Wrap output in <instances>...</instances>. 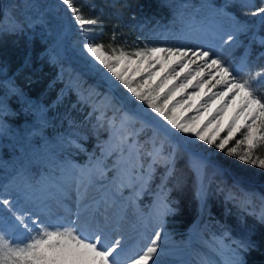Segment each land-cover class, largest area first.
Instances as JSON below:
<instances>
[{
	"label": "snow or ice",
	"instance_id": "6c2138e0",
	"mask_svg": "<svg viewBox=\"0 0 264 264\" xmlns=\"http://www.w3.org/2000/svg\"><path fill=\"white\" fill-rule=\"evenodd\" d=\"M59 4L71 14L65 18L83 37L82 51L167 126L264 169V156L256 154L264 150V68L253 71L246 58L237 64L224 55L226 46L234 45L237 35L248 33L252 26L229 16V26L206 33L203 44L165 46L161 42L125 49L110 43L105 47L97 42L104 29L97 17L85 15L86 4L76 0H59ZM240 6L252 10L251 16L259 18L264 32V0H241ZM5 19H0V33L22 30L14 17L10 26ZM115 40L113 33L111 41ZM256 40L264 47V34L253 33ZM234 104V114L229 115L228 109ZM104 107L115 110L112 117L104 111L96 116L94 129L108 133V139L98 144L99 155H89L84 165L64 157L55 165L58 174L42 177L36 185L0 186V264H165L158 257L164 252L162 240L167 243L164 218L173 211L166 197L157 195L154 228L143 236L147 243L135 241L130 245V238L112 227L107 209L123 199L126 188L132 190L129 199L134 201L148 187L155 167L167 169L172 155H165L154 137L144 142L151 144L145 148L138 139L143 129L135 127L136 117L123 113L117 119L121 109L115 108L111 98H106ZM5 115L7 106L0 102V117ZM150 125L171 137L165 125L155 120ZM4 131L0 121V133ZM79 136L69 132L65 140L68 146L84 151L77 143ZM110 157L115 159L110 161ZM192 165L201 178L198 194L202 197L203 159L194 158ZM164 180L166 176L162 177L161 192ZM97 187L105 190L99 200L90 195ZM69 200H73L74 211L66 207ZM258 219L264 223V206ZM253 243L251 238L241 240L231 250L233 259L227 264H244L240 250ZM201 264L213 262L204 260Z\"/></svg>",
	"mask_w": 264,
	"mask_h": 264
},
{
	"label": "trees",
	"instance_id": "16d2710c",
	"mask_svg": "<svg viewBox=\"0 0 264 264\" xmlns=\"http://www.w3.org/2000/svg\"><path fill=\"white\" fill-rule=\"evenodd\" d=\"M180 1L182 0H76V3L86 4L85 15L99 19L104 32L97 37V42H102L105 47L112 43V46L131 49L149 40V23L169 18L172 5ZM230 3L236 14L242 17L244 13L241 12L240 4L234 1ZM251 11L246 8V13ZM66 15L58 0H0V19L7 17L4 23L10 26L9 21L14 17L23 26L22 30L0 33V102L7 106V115L0 117L5 128L0 141V186L19 183L24 176L26 179L34 177L40 166L35 163L30 166L22 164L20 153L23 148L19 147L20 144L32 147L30 139L25 140L30 136L29 133L24 136L20 132V135L14 133L16 141L7 138L5 133L21 131L22 125L33 128L38 137H49L59 130L60 119L54 116V112L64 109L73 115V102L79 101L76 90L87 87V91L93 94L98 87L96 80L100 79V74L78 54L69 57L70 63L77 70H73V76L66 85L64 76L56 75L59 65L52 58L51 49L57 40L60 21ZM145 20L149 22L144 25ZM258 27L261 31V26ZM113 33L116 36L114 42L111 41ZM256 59L258 66L264 67V51ZM67 71L64 68V74ZM42 107L45 115L41 118ZM90 108L88 105L84 106L79 115L82 118L78 119L80 121L76 122L75 131L73 130V133L80 134L77 138L84 149L92 148L96 142V129L92 124L94 110ZM87 112L89 113L83 116ZM139 139L144 143L150 137L141 133ZM150 146V143H144L145 148ZM61 154H66L69 159L75 157L78 161L85 158L84 151L68 145ZM185 154L183 150L175 157L173 171L165 181L167 201L173 209L169 216L173 219L172 225L186 229L198 217V226L207 236L221 233L236 245L241 240L251 238L254 241L252 246L240 250L245 263L264 264V223L260 222L254 211L246 208L247 204L229 195L224 196V191L233 189L234 184L229 181L225 186L218 176L210 177L205 201L201 204L196 196V174ZM256 154L264 156V150H257ZM216 156L220 165L245 177V186L264 190L259 183L264 180V169L243 163L225 153L221 155L218 152ZM163 167L157 165L155 169L159 171ZM158 179L157 175L153 182ZM252 181L258 184H250Z\"/></svg>",
	"mask_w": 264,
	"mask_h": 264
},
{
	"label": "rangeland",
	"instance_id": "374dc122",
	"mask_svg": "<svg viewBox=\"0 0 264 264\" xmlns=\"http://www.w3.org/2000/svg\"><path fill=\"white\" fill-rule=\"evenodd\" d=\"M231 1L241 4V0H182L176 2V4L172 5L169 18L166 20H155L149 23L147 26L148 29H150L149 40L145 41V43L139 47H143L145 44L151 46L152 44L161 42H164L165 46L187 45L191 47L193 45L203 44L205 42L204 38L206 33H210L221 26L227 28L230 23L229 16H235L252 27L251 31L248 33L238 34L237 42L234 45L230 44L229 46H226L224 50L225 57L237 64L241 59L246 58L248 67L253 71L264 68L258 66L256 59L258 54L264 51V47L259 44L258 40L253 41V33H256L257 35L264 34V32H261L258 27L259 18L252 17L251 12L246 13V8L244 7H242L241 11L244 13L243 16H239L233 10L230 3ZM61 7L63 8L62 5ZM70 15V13H67V16ZM148 22L149 21L145 20L143 24L145 25ZM83 42V37L80 35L76 26L64 17L60 21L57 40L55 41V46L51 49V55L59 65L56 75L59 77L64 76L65 78L64 85H66L72 78V73L75 69L69 61L71 55H80L85 59L87 64L94 67L98 74H100V79L96 80L98 87L93 94L87 91V87L78 88V90H76V97L79 101L73 102L75 103L73 106V115L71 113L69 114V112L64 109L55 111L54 116L59 117L60 119V124H58L59 130L52 133L49 137L41 134L42 136H39L41 138L40 141H38L39 137L37 131L34 132L31 127H23L21 125V131H7L5 133L7 138H11L12 141L13 139L16 141L15 135H20L19 132L22 136L29 133L30 136L26 137L25 140L30 139V143L35 150H33L30 145L27 146L25 144H20L19 149L23 148L22 153H20L22 154L20 157L22 164H25V166H30L33 163L40 165L39 170L34 177H28L26 179V176H24L18 184L31 183L36 185L37 181H40L42 177H52L57 175L58 173L55 165L66 155L61 154V151L67 146L65 138L68 136L69 132H73L74 125L77 121H80L78 119L82 118L79 117V115L83 112L84 106L88 105L91 107V110L99 109V111H94V116L92 117L94 118V121L92 122L94 126L96 124V116L100 115V111H104L107 117H112L115 109L104 107L106 98H111L115 108L121 109V112L116 114L117 119H119L123 113L135 116V127L142 128L143 131L141 133L148 135V137H154L157 147L162 146L165 155H172V163L168 168L166 169L163 167L162 170L159 169V171L155 169L153 178L149 182L148 187L141 191L134 201L129 199L132 190L127 188L123 190V199L118 201L124 202L125 208L121 213L119 222L116 223L115 226L113 225V227L117 228L118 234L122 231V227L127 224L129 217L133 213H136L138 218H141L144 221L142 229H140V232L136 236V241L147 243V241L143 239V236L150 235L154 228L157 195L161 194L167 199L166 180H164L162 192L160 188L162 177H169L173 171L175 157L181 154L183 150L185 151V157H187V161L192 168L194 158L203 159L202 183L204 186V194L202 197L198 194L201 178H198L197 172L193 168L196 174L197 183L199 181V185L196 187V196L201 204L205 201L204 198L208 190L207 187L211 181L210 177L218 176L225 186L229 181H232L234 184L235 189L228 188L224 191V196L229 195L234 197L237 201L244 202L247 204L246 208L250 211H254L256 215H258L261 207L264 206V200H262V197H264V190L252 186H245V177L231 172L232 170H228L226 166L220 165L216 154L219 152V154L224 155L225 152L216 149L214 146L204 144L194 136L179 133L175 129H171L170 126L166 125V122L155 113H152L150 109H147L146 105L142 104L140 101H136L126 89H123V86L120 85L118 81H115L114 77H111L110 73H107L106 69H103L102 66L98 65L90 56H88L87 53L82 51ZM64 68L68 70L66 74H64ZM117 101L120 102L118 103ZM236 106L237 105L234 104L228 109L229 115L234 114ZM88 113L89 112L86 114L84 113L83 116ZM43 115H45V113H43L42 107L41 118ZM153 120L168 127L172 134L171 137H166L163 132L156 131L155 126L150 125V122ZM95 131L96 142L93 147L90 149H84L85 158L82 161H78L75 157H72L70 159L72 163L84 165L88 162L89 155L93 153L99 155L98 144L99 142L108 139V133L103 130ZM32 132L34 133L31 134ZM225 134L226 133H221V136ZM1 135L3 136L4 133H0V141ZM76 140L78 144L83 146L77 137ZM114 159L115 157L109 158L110 161ZM145 163H147V161H145ZM157 175L159 176V179L153 182ZM241 178H243L242 182ZM259 183H261L264 189V180ZM250 184L257 185L258 183L252 181ZM127 195L128 197L125 199ZM117 203L107 209L108 216L110 215L109 209L112 210ZM66 207H70L74 211L75 205L73 204V200H69ZM172 213L173 212L169 213L164 218V232L167 234L168 239H170L172 246L174 245L173 249L177 250L175 253L177 254V257L175 258L176 260L171 264H200L204 260H211L213 264H227L228 260L233 259L231 250L237 246L233 240L225 239L221 233H214L207 236L198 226V217L193 221L197 224L193 225L192 222L186 227V229H181L177 225L174 226L172 225V223H174L173 219L169 218ZM117 233H113V235ZM240 257L243 259L244 264H247L245 263L242 252H240Z\"/></svg>",
	"mask_w": 264,
	"mask_h": 264
},
{
	"label": "bare ground",
	"instance_id": "6f19581e",
	"mask_svg": "<svg viewBox=\"0 0 264 264\" xmlns=\"http://www.w3.org/2000/svg\"><path fill=\"white\" fill-rule=\"evenodd\" d=\"M104 195H105L104 189H99V187L91 190V196L95 197L97 200L103 198ZM127 197L128 195L126 196L125 199H127ZM124 208H125L124 202L118 201L117 205H115L112 210L109 209L110 215L108 217H110L112 221V227L113 225L115 226V224L119 222L121 213L123 212ZM143 222L144 221L141 218H138V215H136V213H133L129 217L127 224L122 227L121 229L122 231L120 232V234L124 235L126 238H130L128 240V243L130 245L137 240L136 236L140 232V229H142V226L144 225ZM166 240L167 243H164V241L162 240L161 246L162 248H164V252L162 254H159L158 258L164 261L165 264H171L173 261L176 260L175 258L177 257V254L175 253L177 250L173 249L174 245L172 246V243L170 239H168V236H166Z\"/></svg>",
	"mask_w": 264,
	"mask_h": 264
},
{
	"label": "water",
	"instance_id": "95a60500",
	"mask_svg": "<svg viewBox=\"0 0 264 264\" xmlns=\"http://www.w3.org/2000/svg\"><path fill=\"white\" fill-rule=\"evenodd\" d=\"M257 22H258V21H257ZM202 169H203V168H202ZM199 180H200V179H199ZM197 185H199V181H198ZM197 185H196V186H197ZM192 222H193V221H192ZM192 224L194 225V224H197V223L193 222Z\"/></svg>",
	"mask_w": 264,
	"mask_h": 264
}]
</instances>
